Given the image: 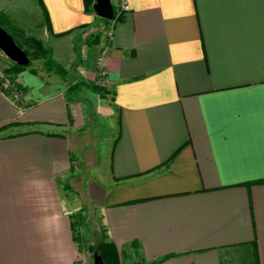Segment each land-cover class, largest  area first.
<instances>
[{
  "label": "crops",
  "instance_id": "crops-1",
  "mask_svg": "<svg viewBox=\"0 0 264 264\" xmlns=\"http://www.w3.org/2000/svg\"><path fill=\"white\" fill-rule=\"evenodd\" d=\"M0 2L52 58L65 53L76 92L101 55L114 122L86 195L120 264H264V0H126L110 35L76 50L99 18L82 0ZM55 75L13 74L22 109L0 91V264H87L66 182L86 110Z\"/></svg>",
  "mask_w": 264,
  "mask_h": 264
},
{
  "label": "rangeland",
  "instance_id": "rangeland-1",
  "mask_svg": "<svg viewBox=\"0 0 264 264\" xmlns=\"http://www.w3.org/2000/svg\"><path fill=\"white\" fill-rule=\"evenodd\" d=\"M3 8L4 4L0 2V10ZM21 14L22 16H26L24 11H22ZM31 17L32 16L30 15L26 19L32 21ZM108 21L109 20L104 21L100 18L92 21L85 29L83 35H76L73 39H71L74 50L80 47L84 38L91 40L96 36H101L102 33L106 34L107 29H110V21ZM42 44L49 47L47 45V41H44ZM74 52L76 53L77 51ZM60 53L61 52H59V54ZM59 56L62 57L59 59H53L58 63L60 62L59 64L64 68L63 64H65L68 59H65V53H61ZM9 63L10 61H8L7 58L0 52V70L3 67H9ZM30 64L39 70L40 74L44 76L45 69L42 67L40 59L31 60ZM65 68L66 78L62 79L65 84L71 85L72 82L77 83L79 78L75 72L76 67L71 64ZM53 77L58 76L55 75ZM79 85L80 84H77V86H73L65 91V95L70 96V98L73 97L72 95L77 94L78 99L83 103L86 110L84 124L78 130V134L74 135V137H77L81 143V151L76 154L78 157V163H73V167L76 170L74 171V174H71L66 179V182L76 191L78 199L82 205L81 215L79 218V220H81V222L79 221L80 225L78 224V220H76L73 231L81 234L80 241L87 253V264H92L91 251L87 248V245H93L98 240L100 234H102V229L100 225L98 226L97 208L86 195V185L89 179L92 178V175L99 176L102 170L105 169L107 146L112 134V128L110 125H113L114 121L110 123L108 115V111L110 110L108 104V92L105 94L106 91L101 89V93L98 94L97 92L84 87L80 88V90L76 92L75 88ZM72 218L77 219L76 216H72ZM124 258L126 259L127 257L124 256Z\"/></svg>",
  "mask_w": 264,
  "mask_h": 264
},
{
  "label": "trees",
  "instance_id": "trees-1",
  "mask_svg": "<svg viewBox=\"0 0 264 264\" xmlns=\"http://www.w3.org/2000/svg\"><path fill=\"white\" fill-rule=\"evenodd\" d=\"M91 2H92V0H82L83 9L85 11H91L92 10L91 9ZM112 10H113V14H112V17L110 19L103 18V17H99V18L104 20V21L112 20V19H116V18L118 19L120 17L119 12L118 13L114 12L113 6H112ZM45 24H47L46 19H45ZM0 27H2L5 31H7L11 35V37H12L13 41L16 43V45L18 47H20L28 57V61L24 65L17 64V63L10 61L9 67L7 66V67L1 68V71L3 73L9 75L10 78L13 79V77H12L13 74L20 67H23L25 65H29L31 60L40 59V63L46 71H50V72L60 76L61 78H65L66 70L51 57L50 48L43 45L42 42L38 38H36L32 35L25 34L20 27L12 24L8 20L6 15L1 10H0ZM62 32H58L55 34H61ZM31 70L34 71V68L31 67ZM82 83H84L82 80H79L77 83L72 82L71 85L69 84L67 86V90L73 86H77V84H82ZM16 84H17V82H16ZM17 86L20 88V86L18 84H17ZM87 86H89V88L92 89L93 91H95L97 93H101V91H100L101 87L100 86H97L94 83H87ZM21 91H22V89H21ZM80 215H81L80 212H76V213H73V215H70L71 221L74 220V222H71V235H72V238L75 241L76 245L78 243H80L81 238H80V234H78L76 231H73V228H74V225L76 223V220H78V222H79ZM72 216H76L77 219L72 218ZM73 232H74V234H73ZM87 248L91 251V254H92L93 250L95 251V253L99 256L102 264H120L114 244L109 240H104L102 234H100V237L98 238V240L93 245H90V244L87 245ZM165 256L166 255H163L159 259H161ZM251 263L257 264L255 256L252 258Z\"/></svg>",
  "mask_w": 264,
  "mask_h": 264
},
{
  "label": "built area",
  "instance_id": "built-area-1",
  "mask_svg": "<svg viewBox=\"0 0 264 264\" xmlns=\"http://www.w3.org/2000/svg\"><path fill=\"white\" fill-rule=\"evenodd\" d=\"M114 12L118 13L127 8L126 0H111L110 1ZM106 35H110V29L106 31ZM95 77L93 83L103 87L105 83L106 70L101 63V55L95 57ZM0 91L10 103L17 109H22L25 104V97L21 89L17 86L15 79H11L9 75L0 70Z\"/></svg>",
  "mask_w": 264,
  "mask_h": 264
},
{
  "label": "water",
  "instance_id": "water-1",
  "mask_svg": "<svg viewBox=\"0 0 264 264\" xmlns=\"http://www.w3.org/2000/svg\"><path fill=\"white\" fill-rule=\"evenodd\" d=\"M92 11L99 17L110 19L113 14L110 0H92ZM0 52L9 60L24 65L28 61L25 52L16 45L11 35L0 27ZM92 264H102L99 256L92 251Z\"/></svg>",
  "mask_w": 264,
  "mask_h": 264
}]
</instances>
